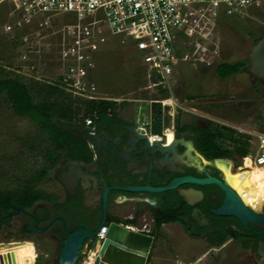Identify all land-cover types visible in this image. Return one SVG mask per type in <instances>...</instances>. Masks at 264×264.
<instances>
[{"label": "flooded vegetation", "instance_id": "1", "mask_svg": "<svg viewBox=\"0 0 264 264\" xmlns=\"http://www.w3.org/2000/svg\"><path fill=\"white\" fill-rule=\"evenodd\" d=\"M243 72L252 78L251 83L257 89L255 92L261 95L264 78L250 75L246 69ZM138 124L131 114L129 120L116 116L107 124L79 128L76 134L84 140L90 158L61 160L48 175L54 186L44 189L33 186L34 190L43 194L44 200L33 203L28 210L13 207L12 211L1 216L0 232L5 229L6 233L0 239V246L26 242L31 244L32 252L33 242L48 241L54 248V256L48 264H57V250L69 233L82 231V227L94 233L101 224L107 226L114 222L127 229H142L152 237L147 263L158 241L165 239L162 229L169 227L170 230L179 229L187 239L201 242L206 247L196 255V264H200L205 257L212 259L223 251L234 249L238 255L247 257L248 264H264V227L255 222L243 227L235 218L211 214L224 200V193L216 186L184 185L177 189L184 196L175 191L157 194L122 191L124 188L145 186L161 188L182 177L199 180L212 177L225 181L222 171L198 151L191 134L178 135L172 128L173 135L169 141L164 139L162 143H156L140 134ZM87 129L91 133L87 134ZM179 140L190 142L191 148L175 142ZM157 149L162 150V154H154ZM197 162L201 171L196 168ZM215 162L224 163L227 177L238 180L229 187L240 202L250 211L261 214L262 209L253 210L242 198V171L237 169L232 172L228 161ZM163 208L172 209L180 218L156 227L155 216ZM162 248L167 246L162 245ZM83 253L87 255L85 248L81 250L76 264H80ZM0 261L1 264V256Z\"/></svg>", "mask_w": 264, "mask_h": 264}, {"label": "rangeland", "instance_id": "2", "mask_svg": "<svg viewBox=\"0 0 264 264\" xmlns=\"http://www.w3.org/2000/svg\"><path fill=\"white\" fill-rule=\"evenodd\" d=\"M11 8L8 0H0V72H10V76L17 74L24 79L51 83L60 88L56 80L61 69L55 42L51 48L40 47L36 50L37 54L30 57L28 62H19L22 52L25 51L24 41L28 39L31 42L33 33L26 29L13 28L10 23ZM230 20L231 22L223 23L215 32L220 52L217 63L246 60L253 40L260 38L264 33V10L252 11ZM11 42L17 47H12ZM44 43L45 41H41L40 45L45 46ZM24 67L30 69V72H24L22 75L19 69ZM143 69L129 42L121 37L110 36L97 52L91 74V79L100 94L108 99H114L117 103L126 102L123 108L117 109L118 116L129 120L132 114L138 125L150 120L147 111L150 113L152 103L160 100L158 89L148 88ZM128 71L132 76H125ZM203 79L212 81L210 83L216 84L215 88L219 91L190 92L188 95L196 98L194 103L185 98L178 102L179 94L185 92V88L201 90L203 80L196 65L191 62L181 61L174 67L166 98L175 99L181 109H174L172 100L164 98L165 101L168 100L167 104H170L167 106L168 111L164 113L168 118L167 126L169 123L173 126L176 118L180 124L193 122L197 126H202L208 121L207 117L211 115L216 117L217 112L222 110V114L229 117L227 127L250 137L251 140L253 134L264 130V88L261 95L254 92L249 85L252 78L247 73L231 76L222 85L218 84V79L214 76L211 79L205 77ZM221 89L226 92H220ZM39 140L35 126L27 118L15 116L4 101V96H0V190L13 189L18 184L28 181L36 171L48 166L44 152L35 150L40 143ZM30 145H33L34 149H29ZM43 146L47 144L44 143ZM229 162L232 170L242 163L238 156ZM244 166L251 169L248 160L244 161ZM245 171H242L241 176ZM242 183L240 186L243 193ZM54 184L47 177L34 186L35 189H44ZM5 233L6 230L2 229L0 239ZM161 233L165 239L158 241L151 252L152 264L177 262L196 264V255L206 249L203 243L187 239L177 228L170 230L169 227H164ZM29 241H33V238H29ZM32 244L31 255L34 257V264L50 263L54 256L53 245L48 241H35ZM162 245L167 248H162ZM216 256L212 259L205 257L200 264H248L247 257L238 255L236 249L223 251L221 255ZM82 258L83 255L80 262Z\"/></svg>", "mask_w": 264, "mask_h": 264}, {"label": "built area", "instance_id": "3", "mask_svg": "<svg viewBox=\"0 0 264 264\" xmlns=\"http://www.w3.org/2000/svg\"><path fill=\"white\" fill-rule=\"evenodd\" d=\"M8 1L12 7L10 23L13 28L33 33L31 42L24 41L25 51L19 62H28L40 47L48 49L55 42L61 69L56 80L60 88L75 98L94 102H115L100 94L91 79L95 57L107 37H121L131 44L145 70L148 88L169 91V79L178 62H191L205 68L218 64L220 52L215 32L221 18H238L264 10V0ZM41 41H45V46L40 45ZM25 70L30 72L26 67L19 69L22 75ZM156 76H160L161 81L156 80ZM151 77L155 82L149 80ZM165 99L156 101L162 115L170 105ZM172 103L174 109H181L175 100ZM96 120L95 114L85 118L84 127L94 126ZM149 126L150 120L137 128L149 141L156 143H162L166 139L165 130L173 128L170 126L163 128L160 134H151ZM252 137L253 140L248 142V154L232 172L248 170L244 166L245 160L264 171V130ZM106 229L103 226L97 232V242L103 240ZM129 229L145 234L142 229ZM90 259L86 255L80 264H87Z\"/></svg>", "mask_w": 264, "mask_h": 264}, {"label": "trees", "instance_id": "4", "mask_svg": "<svg viewBox=\"0 0 264 264\" xmlns=\"http://www.w3.org/2000/svg\"><path fill=\"white\" fill-rule=\"evenodd\" d=\"M233 21V20H232ZM231 22L230 18H221L219 26ZM253 40L255 44L258 40ZM12 47H17L11 42ZM131 46V44L129 43ZM247 60H239L234 63H218L215 74L219 80L243 71ZM144 77H145V70ZM0 96L12 113L21 118H27L36 128L40 143L35 150L44 152L48 166L36 171L30 179L18 184L17 188L0 190V218L12 211L13 207L28 210L33 203L44 200L45 197L33 186L49 177V172L63 159H89L87 146L76 132L84 127L83 120L97 115L94 126L98 123H108L118 116L117 109L123 108L126 102L114 101H85L71 96L57 85L41 83L33 79H24L23 76L10 72H0ZM132 76L131 72L125 74ZM255 90H257L255 88ZM159 98L167 97V91L158 88ZM151 134H160L167 126L168 118L162 115L160 105L152 103L150 107ZM174 128L178 135L191 134V138L198 151L209 161L233 160L235 156L245 157L249 152L250 137L238 133L235 130L206 121L204 125L197 126L193 122L180 124L178 118L174 119ZM46 143L47 146H43ZM29 149H34L30 145ZM226 162V161H225ZM179 214L172 209L163 208L155 216L156 227L160 223L176 222Z\"/></svg>", "mask_w": 264, "mask_h": 264}, {"label": "water", "instance_id": "5", "mask_svg": "<svg viewBox=\"0 0 264 264\" xmlns=\"http://www.w3.org/2000/svg\"><path fill=\"white\" fill-rule=\"evenodd\" d=\"M245 69L250 75L264 78V36L250 46ZM27 71L28 70H25V72ZM149 80L155 82L154 77H151ZM156 80L161 81L160 76H156ZM86 133H91V130L87 129ZM140 134L143 133L140 131ZM175 142H177V144L183 143L182 140ZM183 144L189 149L191 148L190 142ZM162 150L157 149L154 154H162ZM219 160L228 161L224 159ZM215 161L218 160H213V164L222 171L225 181L212 177H206L202 180L182 177L172 180L168 185L161 188L145 186L140 188H124L122 191L127 193L149 194L175 191L178 195L184 196L182 192L177 190L181 186L192 185L203 187L206 185H214L224 193V200L218 209L211 211V214L217 217L235 218L243 227H246L249 222H255L264 227V203L262 205L261 214H256L246 208L235 195L234 191L229 187L238 183V180L229 179L227 177V166L222 162ZM196 168L201 171L198 162ZM187 204L193 205L189 202H187ZM101 227H103V224H101L94 233L89 232L85 227H82V231L69 233L65 241L61 244L60 249L57 250V264H76L83 248L86 249L87 255H90L92 258L93 264H150L146 261L152 243L151 236L137 233L113 222L106 226L107 229L104 238L99 243L96 240V234ZM92 252H95V254L92 255Z\"/></svg>", "mask_w": 264, "mask_h": 264}, {"label": "bare ground", "instance_id": "6", "mask_svg": "<svg viewBox=\"0 0 264 264\" xmlns=\"http://www.w3.org/2000/svg\"><path fill=\"white\" fill-rule=\"evenodd\" d=\"M165 135L167 141L172 138L171 132L165 133ZM243 176L242 198L253 210L260 211L264 203V171L251 166V169L246 170ZM0 256L1 264H33L30 244L26 242L0 246ZM90 262H92V258L89 260Z\"/></svg>", "mask_w": 264, "mask_h": 264}, {"label": "crops", "instance_id": "7", "mask_svg": "<svg viewBox=\"0 0 264 264\" xmlns=\"http://www.w3.org/2000/svg\"><path fill=\"white\" fill-rule=\"evenodd\" d=\"M218 64H216L215 66H213V68L211 67V68H205V67H203V66H196V68H197V71H199V74L202 76V80H203V86H202V88H201V90H194V89H191V87L190 88H185V92H182V93H180L179 94V98L180 99H177L178 100V102H181V100H182V98H185V100H188V101H190L191 103L193 102L194 103V100L196 99L194 96L193 97H191L190 95H188L190 92H217V91H219L217 88H215L216 87V84H212V83H210V82H212V81H206L205 79H203L204 77L205 78H208V79H211V77L212 76H214V77H216V79H218L217 78V76H216V74H215V67L217 66ZM243 71H241L240 73H242ZM239 74V73H238ZM237 75V74H236ZM234 76V75H233ZM231 77V76H230ZM226 79H228V78H226ZM226 79H224V80H219L218 79V84L219 85H222L223 83H224V81L226 80ZM208 84H207V83ZM207 84V85H206ZM249 85L251 86V88H252V90L255 92V87L251 84V82L249 83ZM209 86V87H208ZM213 87V89H212V87ZM220 92H226V91H223L222 89H221V91ZM183 94V95H182ZM213 99V98H212ZM175 100V99H174ZM176 101V100H175ZM166 102V101H165ZM177 102V101H176ZM177 102V103H178ZM168 103V100H167V102H166V104ZM150 110V109H149ZM148 112V115L150 116V113H149V111H147ZM217 114H218V116H213V115H211V116H213V117H211V116H209V117H207L206 119L208 120V121H211V122H213V123H215V124H218V125H221V126H225V127H227L228 126V116L226 117V115L223 113L222 114V110L220 111H218L217 112ZM149 116H148V118H149ZM215 117V118H214ZM150 119V118H149ZM168 127H170V123H169V125L167 126V127H165V128H168ZM173 128H174V125L172 126ZM229 128V127H228ZM168 132H171L172 133V130L169 128V129H167V130H165V133L167 134ZM173 135V134H172ZM93 253H95V252H92L91 254H93ZM90 256V255H89ZM83 258H85V254L83 253ZM82 258V259H83ZM151 259V258H150ZM151 262V260L148 262V263H150ZM178 263V262H177ZM150 264H152V263H150Z\"/></svg>", "mask_w": 264, "mask_h": 264}]
</instances>
